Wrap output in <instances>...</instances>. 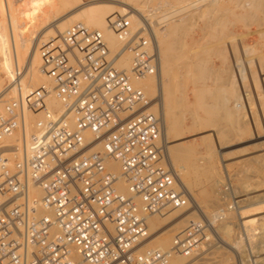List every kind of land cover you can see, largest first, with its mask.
I'll return each mask as SVG.
<instances>
[{
	"label": "built area",
	"instance_id": "1",
	"mask_svg": "<svg viewBox=\"0 0 264 264\" xmlns=\"http://www.w3.org/2000/svg\"><path fill=\"white\" fill-rule=\"evenodd\" d=\"M150 22L140 16L134 28L129 17H115L117 51L102 31L71 24L39 48L40 71L50 84L28 85L25 63L12 71L0 111V264H169L214 240V226L201 214L170 248L143 249L147 216L185 200L162 121L150 110L153 99L137 84L160 70ZM125 53L130 64L120 67ZM50 97L59 109L45 108ZM36 108L42 116L28 129L27 114ZM86 131L93 133L89 140ZM108 160L119 163V174L106 167ZM119 178L128 195L117 191ZM221 189L235 209L230 180ZM223 213L220 207L215 222Z\"/></svg>",
	"mask_w": 264,
	"mask_h": 264
},
{
	"label": "rangeland",
	"instance_id": "2",
	"mask_svg": "<svg viewBox=\"0 0 264 264\" xmlns=\"http://www.w3.org/2000/svg\"><path fill=\"white\" fill-rule=\"evenodd\" d=\"M13 1L15 4L13 6L14 8L18 7L16 9H21L23 7L22 0ZM67 1L70 3L68 7L64 9L61 8L58 13L56 12L55 14L51 15L49 20L36 26L31 36V47L38 41V39L42 38L50 28H52V25L57 19L66 14L70 9L72 10V8L76 5L75 0ZM79 1L88 3L93 0ZM106 1L119 2V0ZM125 1L129 2L132 6H136L137 8L140 7V12L143 13L144 16L146 15L152 22V24L150 23L151 27L160 33L165 28L168 30L171 25L174 24V21L172 22V20L168 25H166L164 22L162 23L161 16L172 13L174 9L178 8L182 5V3H185L189 0ZM254 3L259 7L251 10L249 15L250 18L247 19V24L244 25L243 23L239 22L234 23V27L239 32L247 35L245 42L248 45L254 47L253 51L247 52L246 57H241L245 59L243 63L245 69L243 83H238L235 81V60H233L234 57H231L230 52L225 50L226 45L233 43L232 41L228 40V37L231 35V27H233V16L232 11H230V9L232 10V5H234L232 1L227 0L224 3H221V5H219L220 7L217 6L216 8L214 7V9H210V11L206 12L203 20H197L199 18L197 10L192 11L191 9L180 12L179 16H176L175 18L177 20H182L184 23L182 31L179 30L178 32L180 37L177 36L175 39L177 43L173 45V57H171V74L172 76H175L173 80L177 82L176 96L179 101L175 112L178 117L183 116V123L181 122V128L183 130L180 135V140L182 144H190L192 146L193 150L195 151L194 159L196 160L197 164L202 169H204V171H202V175L199 174V178L197 180L192 181L189 184L186 183L189 192L188 196L185 197L184 204L180 207V210L169 211L168 213L166 212V219L164 223H162V226L158 228L163 229L166 233L182 224H184L186 228V226L189 224V220L196 219L197 217L199 218V213L195 212L197 206L196 204H198L200 209L207 213L220 207L224 208V204L227 201L223 196L224 194L222 195L221 193V188L222 184L228 180L231 182L232 189H234L237 193L235 195V193L232 191L233 196H238H234V198H236V200L239 199L240 206L245 204L241 200L243 196L246 197L254 195L257 192H264V0H254ZM4 15H0V21L1 19L7 20V16L5 15V18L3 17ZM20 19L23 20L24 17L21 16ZM131 21L133 26L137 22L133 21L132 19ZM177 22L179 23L180 21H175V23ZM0 23H3L1 28L4 30L3 26L5 21H1ZM6 23L8 24V22ZM248 31L251 32V34ZM167 32L170 34L171 30L170 32L169 30ZM227 40L228 43H225L224 41ZM179 46L181 49H179ZM224 55L227 57H223ZM198 57L206 65V68L208 69L207 74L202 77V80H200L198 83H194L193 85L190 82L181 83L180 73H192L195 76L194 78H197L196 76L200 75L199 72H196L194 68V62L199 60ZM121 58L122 59H120L118 62L119 66L128 67L131 60L130 55L126 53L124 57ZM27 59H30L28 52L24 54L22 61L26 63ZM2 61L3 57L1 55L0 62ZM32 64L33 66L31 74L34 73L37 76L38 73L36 69L40 67L41 62L34 61ZM0 75L1 78L3 77L2 80L4 82L2 84L3 86L0 88L1 98L5 93V86L10 78L8 79L5 77V73L3 74V72ZM150 77L155 79L154 76ZM150 77L146 78L143 81V84ZM30 81L33 86H37L42 83L40 80H36L34 77ZM194 87H202L205 90L202 98L198 101L194 99L192 94ZM143 88L145 89L144 85ZM145 92L149 96L156 94L155 91L150 93L145 90ZM183 92H186L188 95L189 99L187 98L186 101L183 98ZM58 103L60 102L57 100L56 108L60 107V104ZM236 103H239L240 106L237 107ZM186 105L188 106L185 107ZM189 111H192V113H189ZM15 138L16 137H14L12 140H15ZM242 148H246L245 151ZM241 150H243L244 153H242ZM230 155H233V157ZM223 157L227 159L225 168H223L220 161ZM118 168L119 165L113 171H118ZM243 176L245 177V180H249L248 183L250 184H247V181H245L248 189L241 187L240 179ZM262 179L263 183L261 182L262 184L260 185V182L258 183V181H262ZM119 182L117 184L118 188L120 191L125 192L126 184L124 186H119ZM253 183H255V186L258 185L256 186L257 188L253 185ZM245 189H247L246 193ZM251 189L256 191L249 192ZM228 197L226 198L228 199ZM137 201H139V203L141 202L139 198ZM262 203L264 204V201H262ZM263 214L264 212H261L257 215L260 216ZM179 222L180 224H178ZM218 222L219 221L214 222V228L216 226L220 227L222 225L221 223V225L218 226ZM235 222H238L237 215L233 213H227V221H225V223L229 225L228 231L223 232L221 228L217 230L223 239L222 245H224V249L219 248V250L216 249L217 247L214 248L215 246L221 245L220 242L216 243L217 240L214 239L215 241H212L210 249L209 247H206L207 249H200L196 255L188 257V259L182 264H243L242 261H244L246 264H264V252L262 251L264 249V241L259 242L260 240L258 239L259 237L257 235L253 238L247 237V233H242L244 231L243 228L241 231V229L238 228V224ZM236 231L238 236H244L245 240L243 239V245L244 249L247 248V250H243L242 242L237 237ZM258 231L259 230L257 229L255 232ZM145 244L143 245V249L146 246ZM260 244L263 245V247L260 246ZM241 246L242 252L240 254V251H236V249L239 250L238 248ZM250 246H252L256 251L252 250V247ZM257 250H261V252H258ZM240 255H242V257L244 256L243 260ZM199 258L200 260H198Z\"/></svg>",
	"mask_w": 264,
	"mask_h": 264
},
{
	"label": "bare ground",
	"instance_id": "3",
	"mask_svg": "<svg viewBox=\"0 0 264 264\" xmlns=\"http://www.w3.org/2000/svg\"><path fill=\"white\" fill-rule=\"evenodd\" d=\"M184 1H186V0H184ZM225 1H227V0H189L185 3H182V5L176 9H174L172 13L164 14V16H161L162 23L164 22L166 25H168L171 20H172V22L174 21V24L171 25V27L168 29L169 32L171 30L170 34L167 32L168 31L167 28H165L160 33H158L157 30L152 28L150 25V28H151L150 32L154 35L156 46L158 48L159 55H160V70L157 73V75L154 76L155 79H152L153 77L148 76L150 78L146 82H144V84H143V81L148 77L142 79L141 81H139L137 83L140 87H142L144 92H145V90L147 92H150V93L154 92V91L156 92V94H154L153 96H149L146 94L150 99H153V105H152L150 110L153 111L154 113L158 114L161 121H162V134H163L165 145L167 147L170 162H171L172 167H173V169L176 173V176H177V184H178L179 188L182 189L183 192L185 193V197L188 196V192H189L188 186H186V183L189 184L190 182L197 180L199 178L198 177L199 174L202 175V173H203L202 171H204V169H202L197 164L196 160L194 159V152L195 151L193 150L192 146L190 144L184 145V144H182V142L180 140V135H181L182 130H183L181 128L182 123H183V121H182L183 116L178 117V115L175 112V109L178 107L179 101H178L177 96H176L177 82L173 80V78L175 76H172V74H171V70H172L171 57H173V55H172L173 45H175L177 43L175 41V39L177 36L180 37L178 32H179V30L182 31L184 23L182 20H177L175 18H176V16H179L180 12L191 9L192 11L197 10V13L199 15V18L197 17L198 18L197 20H199V19L203 20V18L206 15V12L210 11V9H212V8L214 9V7L216 8L217 6L221 5V3H224ZM230 1H232V3H234V5H232V10L230 9V11H232V16H233L232 17L233 27H231V33H230L231 35L228 37V40L232 41L233 43L226 45L225 50L230 52L231 57H234L233 60H235L234 61L235 62L234 70L236 73L235 74V78H236L235 81L238 83H240V82L243 83L244 82V74H245V69H244L243 63H244L245 59L241 58V57H246L247 52L253 51L254 47L248 45L245 42L247 35L239 32L234 27V25H235L234 23L239 22V23H243L244 25H246L247 19L250 18L249 15L251 13V10L258 8L259 6L254 3V0H230ZM13 2H14L13 0H0V15L2 16V14L3 15L5 14L7 16V18L5 17V15L3 17H5L8 20L7 21L4 19H1V21H5V23L8 22V24L4 23V26H3L4 30H3V28H1L3 23L2 24L0 23V56L2 55V57H3V61L0 62V69H1L0 74L3 72V74L5 73V75H4L5 77H7L8 79L9 78L11 79V77L13 75L12 71L14 70V68H17L19 66L21 67L23 65L24 61H22V58L24 57V54L26 52H28L30 59H27V61L25 63L26 67L28 69V74H27V77L25 79V82L28 83V85H30L32 87H35L32 85V83L30 81V80H32L33 77L36 80H40L42 82L39 85L44 84V83L45 84L52 83L51 79H49L47 76L42 74V72L40 71V67L38 69L34 68L37 70V73H38L37 76L34 73L31 74L32 66H33L32 63L34 61L35 62L36 61L41 62V57L39 54V48H40L41 44L43 42L49 40V39H55V40L58 39V37L61 34H64L67 31V29L69 28V26L71 24L76 23V22H81L91 29H98V30L102 31L109 48L113 51L114 50L117 51L121 48L122 44H121L120 40L118 39L117 33L112 26L113 19L115 17L127 16L130 19H132L133 21H137L136 24L134 25V28H137L139 25V17L144 16V14L140 12L141 11L140 7L137 8L136 6H132L129 2H127L125 0H119V2H108L106 0L105 1L104 0H93V1L88 2V3H84V2H80L79 0H75L76 5L72 8V10L70 9L66 14H64L59 19H57L56 22L52 25V28H50L43 35L42 38L38 39V41L36 43L33 42L34 45L31 47L30 46L31 41H32L31 36H32L36 26H38V24H40L42 22H46L47 20H49L51 15L55 14L56 12L58 13V11H60L61 8L64 9V8L68 7V5H70V3L67 0H24V1L22 0L24 8L22 7L23 8L22 9L20 7L21 9H16L18 7L14 8L13 6L15 4ZM179 4H181V3H179ZM138 11H139V15H138ZM21 16L24 17V19H23L24 21L20 19ZM255 18H257V17H255ZM175 21H180V22L175 23ZM150 23L152 24V22H150ZM165 24H164V26H165ZM249 33L251 34V32H249ZM228 40L224 41V42L228 43ZM179 49H181L180 46H179ZM223 57H227V56L224 55ZM198 59L199 60H197V62H194V68H195V71L199 72L200 75L196 76L197 78H194L195 76L192 73H185V72L180 73V77H181L180 82L181 83L190 82L193 85L194 83H198L200 80H202V77L207 74L208 69L206 68V65L204 64V62L199 57H198ZM129 64H130V62H129ZM183 74H186V75H183ZM29 77H30V79H29ZM2 78L0 75V88L3 86L2 84L4 83ZM36 82H38V81H36ZM39 85H37V86H39ZM143 85L145 86V89L143 88ZM204 92H205L204 88L194 87L193 91H192L194 99L197 101L199 99H201ZM183 94H184L183 98L186 101L188 98V95L186 92L185 93L183 92ZM6 96H7L6 93H4L3 97L0 98V111L2 110V102L5 100ZM58 104H60V103H58ZM44 106H45V108H49V109H59L60 108V107L56 108L57 107V100L54 97H50V98L46 99ZM187 106L188 105H186L185 107H187ZM236 106L239 107L240 104L236 103ZM197 109H199V108H197ZM42 112H43V108L32 109L28 112V114H27L28 129H31L32 124L42 116ZM189 113H192V111H189ZM249 118H250V116H249ZM188 129H189V127H188ZM91 135L93 137V133L90 131H86L84 133V136L87 140L92 138ZM14 137L15 136H13L12 138H8L6 140H12V139H14ZM98 148H100V145H97L95 147V149H98ZM242 149L245 151L246 148L245 149L242 148ZM243 150H241L242 153H244ZM230 156L233 157V155H230ZM220 161H221V165L223 166V168H225L227 159L223 157V158H221ZM118 165H119V163L115 160L106 161V167L108 169H110L111 171L116 169L118 167ZM113 172L115 174H119L120 173V165H119L118 171H113ZM244 178H245L244 176L241 177V179L239 177L240 184H241V187L247 188L245 181H247L246 182L247 184H250V183H248L249 180H245ZM246 179H248V178H246ZM120 180H122V181H120ZM118 182L120 184L119 186H121V185L124 186L126 184L122 178H119L115 183V187H116L117 191H119L120 193H122L124 195H128L129 191H128L127 184H126L125 192H122V191H120V189L117 186ZM261 182L263 183V179H262V181H258V183L260 185L262 184ZM254 184L255 183H253V185ZM258 185H256V186H258ZM247 189H245V193H246ZM232 191H233V193H235V195L237 194L234 189H232ZM254 191H256V190L251 189V191H249V192H254ZM222 192L223 191L221 189V193ZM35 193L37 195H40L39 190H35ZM222 195H223V193H222ZM249 195H251V194H249ZM223 196H224L225 200L227 201L226 197H228V196L226 194H224ZM245 196H246V194H245ZM235 197H238V196H235ZM263 198H264V192L263 193L257 192L254 195L246 196V197L243 196V198H241V200L245 204L240 206V201H239V199H237V200H235V203L237 204L235 209H229V207L227 206V202H225L224 213H223L224 218L218 222L219 223L218 226H220L221 223H222V225L220 227L216 226L217 228L213 227L214 229L211 231L212 238L217 240L216 243L217 242L221 243L220 246L218 245V246H215L214 248L217 247L216 249H219V248L224 249L223 248L224 245H222L223 239H222L221 235H219L220 233L217 232V230H219V228H221L223 230V232L228 231L229 225H227V223H225V221H227V213H233V214L237 215L238 222H235V223L238 224V228L241 229V231L243 228L244 231L242 233H244V232H245V234L247 233V237L253 238L254 236L256 237V235H257L259 237L258 239L260 240L259 242L264 241V214L260 215V216L257 215L258 213L264 212V204L262 203V201H264ZM137 199L138 198L135 199L136 203L139 206H141V202L139 203V201H137ZM196 205L197 206H196L195 212L199 213V215H200L199 218L201 217V214L203 213V215H205L209 219L210 223L213 225L215 222L214 217H215L217 211H219V208L207 213V212L203 211L202 209H200L198 204H196ZM178 210H180V207L169 208L162 213L147 216L149 237L143 243V245L146 243L144 250H153V249L166 250V249L171 247L174 236L176 234L182 232L185 229L184 224L181 223L182 225L177 226L176 228L172 229L168 233H166L163 229H158V228H160V226H162V223H164V221L166 219V217H165L166 212L168 213L169 211H178ZM199 218L197 217L196 219H191V220H189V223L196 221ZM176 219H178V218H176ZM166 224H167V222H166ZM178 224H180V222ZM257 229L259 231L255 232ZM237 231H238V229H237ZM237 231H236L237 237L240 239V241L242 242V245H243V241L245 240L244 236H242V235L238 236ZM225 234H227V233H225ZM215 240H213V241H215ZM210 245H212V243L202 244L201 249L202 248L207 249L208 247L210 249V247H211ZM253 245H254V243H253ZM260 246L263 247V245H261V244H260ZM247 247H248V245H247ZM250 247H252V246H250ZM262 247H260V248H262ZM241 248H242V246L238 248L239 250L236 249V251H240V254L242 252ZM245 249L247 250V248H245ZM245 249H244V245H243V250H245ZM257 249H258V247H257ZM252 250H255V249H253V247H252ZM261 250H257V251L261 252ZM262 251L264 252V249ZM244 252H246V251H244ZM254 253H256V252H254ZM240 256L242 257V255H240ZM240 256H239V258H240ZM74 257L76 259H79L78 255L76 253L74 254ZM243 257H242V260H243ZM187 259H188V257H184L181 255H174V256H172L169 264H182ZM198 260H200V258ZM242 262H243V264H246L244 261H242ZM84 264H89V263H84Z\"/></svg>",
	"mask_w": 264,
	"mask_h": 264
}]
</instances>
